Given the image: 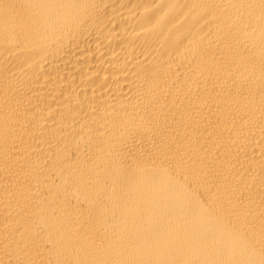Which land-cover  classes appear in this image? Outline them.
<instances>
[{"label": "bare ground", "instance_id": "bare-ground-1", "mask_svg": "<svg viewBox=\"0 0 264 264\" xmlns=\"http://www.w3.org/2000/svg\"><path fill=\"white\" fill-rule=\"evenodd\" d=\"M0 264H264V0H0Z\"/></svg>", "mask_w": 264, "mask_h": 264}]
</instances>
